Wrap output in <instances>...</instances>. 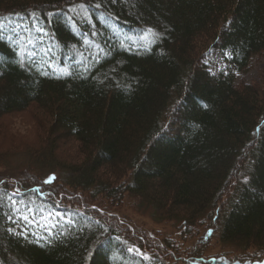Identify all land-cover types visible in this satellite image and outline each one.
Here are the masks:
<instances>
[{"label":"trees","instance_id":"obj_1","mask_svg":"<svg viewBox=\"0 0 264 264\" xmlns=\"http://www.w3.org/2000/svg\"><path fill=\"white\" fill-rule=\"evenodd\" d=\"M9 20L60 69L0 34V136L39 137L0 150V264H264V85L237 83L264 0H0ZM10 196L58 214L51 234L12 232Z\"/></svg>","mask_w":264,"mask_h":264},{"label":"rangeland","instance_id":"obj_2","mask_svg":"<svg viewBox=\"0 0 264 264\" xmlns=\"http://www.w3.org/2000/svg\"><path fill=\"white\" fill-rule=\"evenodd\" d=\"M29 23V21L24 20L0 21V34L9 36L10 39H12L20 48L29 49L30 52L28 55L32 59H38L39 62L43 61L53 70L59 72L60 67L56 64L55 58L53 57L56 51L54 45L47 39V35L44 34L43 28H40L36 23L34 25H30ZM115 31L119 37H123L121 31L117 29H115ZM124 38L126 39V37ZM229 57L230 55L228 53H224L223 51H211L209 57L207 58L209 70H211L214 74L227 70L229 68L227 62ZM243 82L248 84L260 83L261 85H264V57H254L248 70L238 75L237 83L239 84ZM14 134L15 135L10 133L8 137L0 136V150L5 152L8 149L15 147H31L35 146L39 141L38 134L36 133L23 134L21 132L17 134L14 132ZM10 160L11 161H9L7 169L14 167L18 168V171L19 169H22L23 163L27 162L26 158L23 156H16ZM9 174L10 171L6 170V168H0L1 177L6 175L10 176ZM13 200L17 203L10 212L9 223L11 231L15 234L22 235L27 239L40 240L48 234H51L53 228L58 224L57 221L60 216L58 214H54L53 212H48L40 206V204L26 200L19 196L14 197ZM21 215L28 216L31 222L25 223L22 219H20ZM45 224L49 227L45 228ZM198 232L201 234L204 231L201 228V231ZM214 242L215 243L211 242L212 244L208 247L209 254H220L221 250H225L223 245L217 243L216 241ZM230 252L235 253L233 251Z\"/></svg>","mask_w":264,"mask_h":264},{"label":"snow or ice","instance_id":"obj_3","mask_svg":"<svg viewBox=\"0 0 264 264\" xmlns=\"http://www.w3.org/2000/svg\"><path fill=\"white\" fill-rule=\"evenodd\" d=\"M96 6L99 7L100 5L97 4ZM81 7H82V5H81ZM41 31H42V30H41ZM148 32L151 33V32H152V29H148ZM45 75H47V74L45 73ZM52 179H54V177L51 178V179H49V180H47V181H45V183H51V182H52ZM246 182H247V181H246ZM17 194H18V192H14V193H13V196H15V195H17ZM9 199L12 200V205H13V207H15V204H16L17 202H16L15 200H13L12 196H10ZM17 211H18V209H17ZM20 219H22L25 223H30V222H31V221L29 220V217H28V216H25V215H21ZM44 227H45V228H48L49 226H48L47 224H45ZM128 251H129V252H133V251H135L137 254H139V252H140L139 249H135V250H134V249H132V248H129ZM143 259L147 260V259H149V257L146 256V255H144V256H143Z\"/></svg>","mask_w":264,"mask_h":264}]
</instances>
